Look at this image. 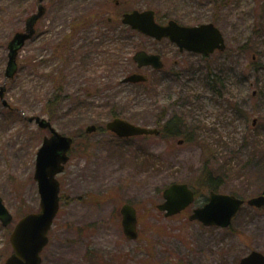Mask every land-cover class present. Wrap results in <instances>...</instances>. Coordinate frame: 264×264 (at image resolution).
<instances>
[{"label": "rangeland", "instance_id": "obj_1", "mask_svg": "<svg viewBox=\"0 0 264 264\" xmlns=\"http://www.w3.org/2000/svg\"><path fill=\"white\" fill-rule=\"evenodd\" d=\"M38 2L0 0V90L10 106L0 98V196L14 217L8 228L0 222V264L13 253L16 223L40 212L36 159L51 135L31 117L74 139L42 264H240L252 251L264 254V207L247 205L264 194V0H42L46 14L9 79L8 44ZM136 10L154 11L160 25L214 24L226 48L204 56L131 32L122 16ZM70 37L63 61L57 47ZM139 51L161 55L164 68L139 70ZM60 71L63 100L50 120ZM132 73L147 82L124 83ZM176 115L187 126L180 137L120 139L106 129L120 118L160 130ZM89 125L97 131L85 134ZM205 168L223 175L217 194L246 202L229 228L189 220L214 192L201 180ZM174 184H187L196 201L167 218L157 207ZM125 203L138 212L136 241L123 232Z\"/></svg>", "mask_w": 264, "mask_h": 264}, {"label": "water", "instance_id": "obj_2", "mask_svg": "<svg viewBox=\"0 0 264 264\" xmlns=\"http://www.w3.org/2000/svg\"><path fill=\"white\" fill-rule=\"evenodd\" d=\"M39 1L38 12L27 20L25 31L17 33L9 43V62L6 70V77L9 79L13 78L18 71L19 52L26 42L33 38L36 33V24L45 15L46 9L42 5V0ZM123 24L157 41L168 38L180 51L209 56L215 51L223 52L226 48L224 37L214 24L187 27L179 25L175 21H169L167 25H160L156 22L155 12L152 10L142 12L136 10L126 13L123 16ZM133 59L140 69L153 67L156 70H162L164 68L162 58L157 54L139 51ZM146 81L147 78L141 74H132L124 79V83L136 84ZM5 90L4 87L1 88L0 98L3 105L9 107L5 100ZM29 122H36L40 129L51 132V136L44 139L36 159L34 180L38 185L41 198L40 212L28 214L17 222L10 236L13 254L5 261V264H42L41 254L49 244V233L60 211L61 185L58 176L64 172L74 144L73 138L57 132L46 119L31 117ZM106 129L119 138L160 135L158 129L143 128L119 118L107 123ZM96 131L95 125L86 128V134ZM182 143L183 141L179 142V144ZM163 199L164 202L157 208L160 212L165 213V217L170 218L191 207L195 203L196 197L195 192L187 184H174L164 190ZM247 204L259 209L263 208L264 195L251 199ZM244 205V200L212 192L209 202L204 207L194 209L189 219L201 222L207 227L228 228ZM120 214L124 235L129 240H137L139 238L137 209L126 203L122 206ZM13 221V215L0 196L2 226L7 228ZM240 264H264V255L253 251L243 258Z\"/></svg>", "mask_w": 264, "mask_h": 264}, {"label": "trees", "instance_id": "obj_3", "mask_svg": "<svg viewBox=\"0 0 264 264\" xmlns=\"http://www.w3.org/2000/svg\"><path fill=\"white\" fill-rule=\"evenodd\" d=\"M221 7L222 5L219 6V10L221 9ZM83 23L85 24L84 26L88 24L87 21H84ZM79 30L76 29L74 30V32L79 31ZM129 31L133 32L132 30H129ZM70 41H71V37L66 38L64 42L61 44V46L57 47V52H58L57 54L59 55L58 57L63 61L65 60V57L69 55L68 50L70 49ZM63 80L64 79H63L62 71L59 72L58 77H53V86L58 87V90L57 91L55 90L54 94L52 95L53 97L47 103L48 107L46 111L50 115V118H51L50 120L54 119L53 117L56 114V109L58 108V104H60V102L63 100V94H62ZM161 126H162V129H160L161 136L171 135L173 137H180V136L185 135L184 129L187 128V126H185V124L183 123V120L177 115L173 116L168 121H164V123H162ZM81 135L86 137L84 133ZM187 141H190V139L188 138ZM214 174H217V175L215 176ZM222 179H223V175L218 174V173H213V171L208 170V168L203 169V176L201 180L203 181L204 186L208 187L211 191L216 192L218 190V188L221 185L220 182L222 181ZM63 199H65V197L61 196V200ZM99 263L100 262H97L95 264H99Z\"/></svg>", "mask_w": 264, "mask_h": 264}, {"label": "flooded vegetation", "instance_id": "obj_4", "mask_svg": "<svg viewBox=\"0 0 264 264\" xmlns=\"http://www.w3.org/2000/svg\"><path fill=\"white\" fill-rule=\"evenodd\" d=\"M43 4H44V2H43ZM38 7H39V2H38ZM41 20H42V19H41ZM41 20H40V21H41ZM40 21H39V22H40ZM39 22H38V23H39ZM61 44H62V43L60 42V44H58V47L61 46ZM71 51H72V50H70V49L68 50L69 53H70ZM161 57H162V56H161ZM141 70H142V69H141ZM132 74H133V73H132ZM121 218H122V217H121ZM138 231H139V228H138Z\"/></svg>", "mask_w": 264, "mask_h": 264}]
</instances>
